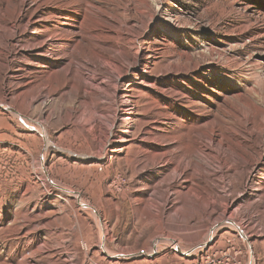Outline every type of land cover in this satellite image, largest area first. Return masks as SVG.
Segmentation results:
<instances>
[{
  "label": "rangeland",
  "instance_id": "obj_1",
  "mask_svg": "<svg viewBox=\"0 0 264 264\" xmlns=\"http://www.w3.org/2000/svg\"><path fill=\"white\" fill-rule=\"evenodd\" d=\"M96 56L128 69L117 79ZM86 98L98 102L90 124ZM15 113L42 131L44 151ZM107 130L126 142L98 161ZM233 130L262 131L264 144V0H0V264H185L172 250L143 254L156 237L199 242L234 200L231 218L264 264L258 138L237 150L244 174L200 150L229 162ZM41 155L62 190L37 171ZM80 203L104 222L106 252ZM208 249L194 264H246L235 233Z\"/></svg>",
  "mask_w": 264,
  "mask_h": 264
},
{
  "label": "bare ground",
  "instance_id": "obj_2",
  "mask_svg": "<svg viewBox=\"0 0 264 264\" xmlns=\"http://www.w3.org/2000/svg\"><path fill=\"white\" fill-rule=\"evenodd\" d=\"M100 26H102V28H104V26H107L106 21L102 22ZM121 36H122V30L119 28L115 32L116 41H118L121 38ZM134 39L133 38H130V36H128V38H127V44L129 45V47L130 46L132 47V46L135 45V40ZM118 52H119L120 55H122L120 51H118ZM132 54L135 57L137 56V53L136 52L135 53L133 52ZM94 58H95V60H98L99 61L100 65H104V66L110 68V70H112V71L113 70H116V72L118 73L117 79H120V70L123 67L125 69H128V65H121V66L120 65H116L113 62L112 59H107L106 60V59H103L101 56H98V57L96 56ZM76 74L78 76L79 75L82 76V72L80 71V69H78L76 71ZM91 79H92L91 81H95L94 78L91 77ZM89 81L90 80H88V82ZM105 83H98L97 84L98 88H102V90H104L105 93L108 91L109 87H113V84L114 83H115L114 84V87H116V84H117L116 80H115L114 83L112 82L111 85L110 84L107 85ZM97 90L99 91V89H97ZM113 97L115 99V96H113ZM31 101H29V103H28L29 106L28 107H30ZM101 101H102V99H101ZM97 104H98V102L96 100H92V99H88V98L84 99V102L81 104V107H85V109H87L91 113V116L88 117V120L86 121L85 124H90L94 120V116H93V112L92 111L94 110V108H95V106ZM124 105L126 107H129L130 102L128 100H125L124 101ZM8 111L11 112L12 114H14L13 113L14 111L12 109L8 108ZM15 116H16L17 120L20 121V125L24 129L38 132V135H39V137H40V139H41V141L43 143V147H44L43 148V151H44V149L46 147V144H47V139L43 135L42 131H38L37 130V127L34 126L35 123H32V121L29 120L24 115L19 114V113H15ZM129 116H130V119H128V120L130 122L131 119H132V115H129ZM69 117H71L70 114H69ZM243 134L244 133L242 131H240V130H233L229 134L231 137L230 136L227 137L228 143H230L232 145V147L234 148V150H235V151L232 150L233 152L231 154L230 159L228 160L229 162H227L225 160L224 155H223V157L220 158V154L219 153H216V152H213L208 145L207 146H203V145L200 146L201 153L202 154H206L207 155L206 157H208V158H210L211 160H214V161L221 159V161L223 163V165H222L223 167H227L228 165L231 164V166L233 168L234 167L239 168L240 169V172L244 174V163L242 164L241 162H239V159H242L243 157L241 156L240 153H238L237 150L240 147H244L248 143H250V141H251L252 138H256V139L258 138V140H259L260 136L262 135V131H259L258 132V134L256 135L257 137H255V135H253L254 133H247V134H245V136H242ZM217 137L218 136H216V135H211L208 138H210V140L212 142H214L215 141V138H217ZM111 139H112L113 143L111 142ZM117 142L118 143H124V142H126V137L125 136H113L112 137V133L109 130L105 131L104 137L102 138V140H100V141L97 142V139L95 138L94 139V146H95V148L97 150V157H98L97 160L98 161H100V160L101 161L102 160H106L107 162L108 161L110 162L112 157H110V156L108 157V154H109L108 152L109 151H107V148H108L107 145H109V150H113L112 152H115L116 153V152H118V150L116 149V146H115V143H117ZM262 143L263 142H260V140L258 141V144H259V147H260V151H262V155H263L264 154V144L262 145ZM112 145H114V146H112ZM259 155H261V152H259ZM44 160H45L44 159V155H41V157L39 159V163H38L39 170H37V171H39V173L44 177V179L47 180L49 186L55 187V188H57L59 190H62L61 187H59L58 185H56V184H54V183H52V182L49 181V175H48V172H47V170L45 168ZM198 161H199L200 164L195 163L193 166H190L191 173H193L194 175H199L200 174V169H203V167L200 166L201 165V160H198ZM197 165H199V166H197ZM168 166L167 167L170 168V165H168ZM181 184L182 183H180V185ZM75 197L78 198L77 194H76ZM166 200H169V199L166 198ZM237 206H238L237 200H234V201H226L225 206H224L225 208H224V211H223L222 216L217 217L215 220L213 219L214 220L213 223H211L208 226L207 230L205 231V235H204L203 239H201L199 242L194 243V244H192V245H190V246H188L186 248H180L181 246L179 247L175 243L174 240H171V239H162V238H157L156 237L150 243V248H149L150 250H149V252L148 253H144L143 254V257L145 259H149V258L157 255L161 251L163 252V251H167V250H172L175 253H177V256L179 258H181L182 261H184L183 263H185V264H194L197 261L196 260L197 259L196 257L198 256L199 253H206V252L209 251L208 245H209L210 242H212L213 240H215L218 237H222V236H233V233H235L240 238V240L242 242V245H243V247L246 250V253H247V257H246L247 258V261H246V264H254V262H253L254 260H253L252 241H251L252 240V237H250L249 235H247V233H245V230L243 229V227L240 226V225H238V224H236L235 220L231 218V216L233 215V213L236 211L235 210L234 212H232V210L235 207H237ZM79 207L81 209H86V210L89 209L92 212V214H94L95 224L97 226V230H98L97 232H98V235H99V247H100V250H102L104 252L105 249L103 250V244H102L103 243V240L106 237L105 230L103 231V227H104V224L103 223L104 222H102L101 218L97 215L96 211L93 210V209H91V207H89L88 205H84V204H81L80 203ZM226 215H229V216L226 217ZM226 230H229V232L226 231ZM223 231H224V233L221 234V232H223ZM109 255H107V253L105 254V256H107L108 258H110ZM133 255H130V256H133ZM135 255H137V254H135Z\"/></svg>",
  "mask_w": 264,
  "mask_h": 264
}]
</instances>
